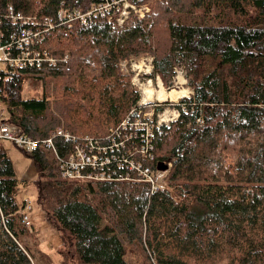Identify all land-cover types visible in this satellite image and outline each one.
Wrapping results in <instances>:
<instances>
[{"label": "trees", "instance_id": "trees-1", "mask_svg": "<svg viewBox=\"0 0 264 264\" xmlns=\"http://www.w3.org/2000/svg\"><path fill=\"white\" fill-rule=\"evenodd\" d=\"M8 1L42 18L56 17L62 4L87 10L98 0ZM42 48L57 59L55 68L0 84L6 121L34 141L60 129L103 139L120 128L138 108L120 69L132 56L152 55L166 87L183 67L194 93L153 138L156 160L172 162L162 192L144 183L66 181L53 151L21 150L34 162L39 203L60 234L59 264H131L129 247L145 255L142 264H264V0H156L149 16L123 26L98 18L55 28ZM32 77L42 81L43 96L24 99ZM55 142L61 153L69 148ZM0 163V264L4 254L35 264L19 239L29 228L2 142Z\"/></svg>", "mask_w": 264, "mask_h": 264}, {"label": "built area", "instance_id": "built-area-1", "mask_svg": "<svg viewBox=\"0 0 264 264\" xmlns=\"http://www.w3.org/2000/svg\"><path fill=\"white\" fill-rule=\"evenodd\" d=\"M3 1L0 0V84L15 74L42 71L57 66V59L42 48L45 37L55 28L63 26L69 29L78 23L87 24L98 18L113 22L121 6H124L116 19L119 25H122L129 8L136 10L137 7L141 9L143 6L142 0H137L136 4L129 0H98L87 10L69 9L62 4L56 17L37 18L17 12L13 3ZM68 59L69 54H65L64 61ZM151 68L146 74L151 73ZM180 73L183 76L182 71H177V74ZM147 84L148 86L142 89L143 95L138 108L131 111L120 128L111 129L109 135L103 139L89 135L73 136L60 129L49 139L34 141L23 135L18 126L6 121L9 111L2 108L0 102V143L12 142L25 152L37 149L53 151L61 178L66 181L144 183L150 187L152 193L165 191L169 186L172 163L156 160L153 138L160 127L176 122L180 112L176 108L172 111L163 110L162 113H157L156 110L151 113L144 112L143 108L148 101L145 98V89L150 88V85L154 88L152 80ZM192 95L194 96L193 92ZM56 139H62L69 148L59 152ZM31 211L32 202L25 200L20 215L26 228L32 227L29 216Z\"/></svg>", "mask_w": 264, "mask_h": 264}, {"label": "rangeland", "instance_id": "rangeland-1", "mask_svg": "<svg viewBox=\"0 0 264 264\" xmlns=\"http://www.w3.org/2000/svg\"><path fill=\"white\" fill-rule=\"evenodd\" d=\"M155 1L156 0H144L143 2H141V4H143L141 9H139L138 7L136 8V10L129 8L127 11V15L125 16L124 23L120 26H123L126 22H128L131 19L136 18L138 20H143L144 18L149 16L152 12ZM129 2L136 4L137 0H129ZM123 9L124 6H121L119 13L115 15V19L113 23L119 25L116 19L119 17V14L122 13ZM68 53L69 52H67V54ZM153 61H154V57L152 55L132 56L128 60L122 61L120 63V69L124 75L130 77L132 88H134L138 93L139 102L142 99V95H143L142 89L145 86H148L147 82L149 80L153 81L154 88L157 91L154 88H151L153 89V91L146 90L145 92L146 99H147V95H149L151 99H154L157 96H159L161 92H166V94H168L167 98H165V100L167 101L165 102H160L157 100L147 101L146 103L147 105H145V107L143 108L144 112L151 113L152 111L156 110L157 113L158 112L162 113L163 111H157V109L162 108L161 106L167 104L168 102L170 106L166 107L164 111L165 110L172 111L174 108H176L175 107L176 105H178L183 99L186 98V97L184 98L183 96H181L183 98L180 97V99L176 98L178 101L177 102L174 97L175 93L177 92L182 93L185 91L186 92L185 95H187L188 98L189 97L191 98V96H193L192 95L193 91L190 88L187 71L183 67H176L173 81L170 83L169 87H166L164 86L161 78L158 75H156ZM150 67H152L151 73L146 74V72L148 73L147 70ZM177 71L179 72L182 71L184 77L182 76L181 73L177 74ZM42 96H43L42 81H40L38 77L30 78L25 84L23 98L24 99L42 98ZM53 98L56 99V97ZM173 99L175 101H173ZM2 145L6 150L8 157L11 159L14 165L15 178L18 181V191H17L16 201L19 207L23 205V202L25 200H30L32 202V211L29 213V216L33 227L29 228L24 235H20L19 239L22 244L29 245V247L31 248L33 253V261L35 262V264H46L45 259L42 258V256L44 255L49 257L54 264H59L62 262L61 257L58 254V251L61 246L60 234L56 230V228L49 222L46 212L43 210L41 204L39 203V191L34 183V181L38 179L34 162L31 158L27 157V155L23 153L12 142L4 141L2 142ZM164 162L172 163L170 161H164ZM170 173H169V178H170ZM79 183L89 184L88 182H79ZM137 184H143V183H137ZM168 185H169V181H168ZM148 254L150 256V259L151 256L155 257V253L150 251V249H148L147 255ZM4 258L7 264H16V261L12 256L4 254ZM127 259L131 264H142V262L145 260V255H143V253L139 251L133 252L132 249L129 247ZM72 264H79V263L73 261Z\"/></svg>", "mask_w": 264, "mask_h": 264}, {"label": "bare ground", "instance_id": "bare-ground-1", "mask_svg": "<svg viewBox=\"0 0 264 264\" xmlns=\"http://www.w3.org/2000/svg\"><path fill=\"white\" fill-rule=\"evenodd\" d=\"M149 87H150V88H153L151 85H150ZM146 90H152V91H153V89H148V87H147V89H145V92H146ZM185 94H186L185 91L182 92V93H179V92L175 93V94H174L175 100L177 101L176 98L180 99L181 96H183L184 98L187 97V95H185ZM183 97H181V98H183ZM165 98H167V94H166V92H161L160 95L157 96V97L154 98V99H151V97H150L149 95H147V99H146V100H148V101H151V100H152V101H153V100H157V101H160V102H165V101H167V100H165ZM175 100L173 99V101H175ZM149 103H150V102H149Z\"/></svg>", "mask_w": 264, "mask_h": 264}, {"label": "crops", "instance_id": "crops-1", "mask_svg": "<svg viewBox=\"0 0 264 264\" xmlns=\"http://www.w3.org/2000/svg\"><path fill=\"white\" fill-rule=\"evenodd\" d=\"M167 96H168V94H167ZM33 226V225H32Z\"/></svg>", "mask_w": 264, "mask_h": 264}]
</instances>
